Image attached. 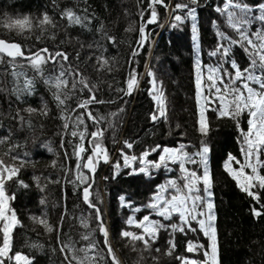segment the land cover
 Here are the masks:
<instances>
[{
	"label": "trees",
	"instance_id": "trees-1",
	"mask_svg": "<svg viewBox=\"0 0 264 264\" xmlns=\"http://www.w3.org/2000/svg\"><path fill=\"white\" fill-rule=\"evenodd\" d=\"M187 2L165 0L168 7L155 6L157 22L146 24L150 19V0H0V39L19 44L25 55L47 48L52 54L63 52L68 56L67 61L57 57V63L44 65L41 75L28 60L18 59L13 67L10 59L0 54L3 57L0 62V160L19 168L18 174L5 183L7 195L15 196L10 200V207L22 225L14 230L13 251L28 256L32 264H69L70 260L71 264H76L72 256L82 257L84 252L79 250L88 249L93 242L96 247L88 255L95 257V264H113L109 245L119 264H182L178 257L204 261L203 250L186 251L189 241L208 248L210 241L201 231L186 229L185 234L162 229L147 247L142 241L121 234L123 231L141 233L142 229L128 225L127 221L130 218L139 221L146 215L164 224H179L178 217L162 220L147 205L152 203L153 193L163 181L176 180L178 185L186 182L179 169L172 172L160 167L157 178L139 172L134 174L133 168L122 165L121 154L140 156L158 145L175 149L184 145L183 151L193 155L201 149L202 142L210 148L208 167L213 180L211 191L219 264H264V215L256 217L253 213V208L264 204V189H253L260 194L258 204L224 169L230 155L243 162L240 130L247 131L248 115L244 113L238 118V127L236 121L218 118L217 112L211 110L218 107V102L206 103L209 131L207 135L198 131L197 59L204 77L203 95L208 96L205 72L209 67L232 72L227 61L235 60L245 69L250 66L249 56L239 44L231 46L228 57L219 53L210 55L220 43L229 46L218 32L231 39L239 38L226 17L215 10L223 7L226 0H199L198 5H190L196 8L197 49L191 19L186 10L175 9L176 4ZM243 3L252 7L251 16L258 17V5L264 0H243ZM68 9L88 19L83 25L70 24L62 15ZM44 15L52 20L54 27L40 24ZM175 15L185 20L173 27L177 23ZM16 20H27L30 28L16 26ZM142 25H146L147 34L143 46L139 44ZM246 27L249 33L264 32V22L258 19ZM109 37L114 38L115 43ZM134 51H138L135 56ZM101 57L108 61L106 65ZM133 70L139 84L131 95H126L121 89L127 88V79ZM61 71L65 72L63 79L69 84L57 90L47 81L54 80ZM153 78L162 86L166 121L151 119L157 110L152 98L155 93L151 92ZM81 79L87 82L91 92L79 83ZM27 81L32 82L30 90L26 87ZM58 91L65 100L63 105L55 99L54 93ZM93 94L104 103H91L87 109L78 107ZM88 111L98 122L87 117ZM79 116H83V125L77 123ZM97 130L103 132L101 142L108 151L109 164L103 161L98 164L90 198L100 209V217L109 233L108 244H105L95 210L82 198L85 185L78 181L73 183L77 174L75 165L84 161H79L75 155L81 141L71 133L85 132L83 143L88 151L83 155L87 156L91 155L92 148L90 134ZM125 142L132 143L133 147L127 148ZM159 152L156 150L155 155ZM117 162L118 171L114 168ZM81 171L90 175L83 168ZM260 172L264 174V169ZM121 197H124L123 202ZM137 208L140 211H134ZM42 220L54 230L49 232L40 223ZM82 221L88 227H84ZM192 227L198 228L195 222ZM85 235L90 239L84 240ZM173 239L176 247L172 255H167L169 241ZM69 244L76 249L75 253L61 250Z\"/></svg>",
	"mask_w": 264,
	"mask_h": 264
},
{
	"label": "snow or ice",
	"instance_id": "snow-or-ice-1",
	"mask_svg": "<svg viewBox=\"0 0 264 264\" xmlns=\"http://www.w3.org/2000/svg\"><path fill=\"white\" fill-rule=\"evenodd\" d=\"M199 0H188L187 3H178L175 5V9L187 12V17L192 21V32L193 40L197 44V49H199V34L196 24V8L190 5H198ZM160 5L163 7H168L165 4V0H150V19L146 21V24H153L157 22V11L155 6ZM259 16H251L253 12L252 7L247 3H243V0H226L223 7H217L215 10L226 17L228 25L238 34V39H231L224 35L222 32H218L217 35L222 38L223 41H227L229 46H225L224 43H220L218 47L213 50L210 55L216 56L219 53L223 57H228L231 51L232 45L239 44L244 48L245 52L248 53L250 66L245 69H241L235 60L227 61L230 63L231 68L234 70L228 72L223 68H208V75L206 77V90L208 96H204L205 86L204 77L202 76V67L200 60L196 61V89L197 95L196 99L199 105V119H198V131L202 135H207L209 131L208 122L205 116V103L217 104L218 107L212 108V111H216L218 118H229L237 122L239 127L238 118L247 113L248 115V129L244 131L241 129V135L243 137V146L241 151L244 154V160L241 162L233 156H229V162L225 164L226 171L232 176V178L237 182L240 189L245 192L248 196L252 197L258 204L260 203L261 197L259 192L253 191V189H264V174H261L260 169H264V32L249 33L246 25L250 24L252 20L258 19L264 22V3L258 5ZM86 11V10H85ZM239 13V14H238ZM63 17L68 20L70 24L83 25L84 21L88 17H82L78 15L74 10L68 9L63 14ZM143 16V13L141 14ZM174 20L177 22L173 24V27L178 26L179 23H183L185 17L181 15H175ZM16 26L24 28L26 25L30 28V23L27 20H16ZM41 25L52 24V20L44 15L40 21ZM145 26L142 25L139 29L140 40L139 44L141 46L147 40V34L145 32ZM129 31L132 29L129 28ZM109 39L115 43L114 38L109 37ZM0 54H4L10 58V63L15 67V61L18 57L24 58L29 61V64L34 68L39 74L43 75V66L51 62L53 64L57 63L56 57H60L62 60L67 61L68 56L63 52H56L52 54L47 48L41 49L30 56H25L19 44L9 43L4 40H0ZM46 54V55H45ZM138 51L133 52V56L137 55ZM103 64H107L108 61L100 58ZM3 61V57L0 56V62ZM63 67V66H61ZM65 75L64 71L59 73V76L54 80L49 79L47 82L54 86L57 90H62L68 87V80L63 79ZM151 76L152 74L149 73ZM242 82V83H238ZM84 88L88 89L89 92L92 89L89 87L86 81L81 79L79 81ZM139 80L135 70L129 74L127 79V88L121 89L126 95H131L134 88L138 87ZM256 85L258 87H253ZM32 82L27 81L26 87L28 90L31 89ZM76 84H72V88L75 89ZM152 93H155L152 98L156 102L157 110L151 115L153 122L163 118L167 120V109L164 93L162 86L158 85L155 78L152 79ZM55 99L63 105L65 100L61 98L60 92L54 93ZM203 101V102H202ZM91 103H104V101L97 100L96 96L93 94L90 99L83 101L78 105L79 108L87 109L88 105ZM29 111H35L34 109H29ZM123 111V109H121ZM46 114V113H45ZM87 116L94 122H98L97 118L93 116L91 111H88ZM100 119H103L102 117ZM78 125L84 124L83 116L77 117ZM65 128L68 124L65 123ZM86 131V129H85ZM73 137H79L81 143L78 145L75 155L79 161H84L83 164L77 163L75 165L76 169V181L81 185H85L82 189V198L88 207L93 208L97 215V220L99 221V227L101 232L105 237V244H108V230L104 227L103 220L100 217V209L92 202L90 198V181L97 170L98 164L103 161L104 163L109 162V154L105 147L102 145L103 132L100 130L94 131L90 134V143L92 144L91 155H83L88 151L86 149L83 141L85 140V132L71 133ZM127 148H132L133 144L125 142ZM184 145H181L179 149L175 148H161L159 145L153 151L159 150L162 154L159 156L158 162H152V166L159 169L162 165L167 167L170 161L173 164H179V170L182 173V180L186 181L182 185H178L176 180H170L167 185L161 186L159 189V194L153 197V202L147 205L148 208L154 210L156 215L162 217L164 220H171L173 215L176 214L180 218V223L176 224H164L160 221H155L150 219L149 216H144L141 220L137 221L134 218H130L127 221L128 225H134L137 228L142 229L141 233H133L130 231H123L121 234L125 238H131L134 241H142L144 245L149 246L151 241H154L160 230H171L173 233L180 232L186 234L187 231H201L204 236L208 238L210 244L207 249L203 245L198 243H193L191 241L187 242L186 251L197 252L203 250V255L205 257L204 261L197 260H187L183 257H178L182 260V264H219L218 259V241H217V230L214 224L216 219L213 212L214 204L212 202L213 193L211 191L213 186V180L208 167V153L210 148L207 144L202 142V147L199 151L193 155L183 151ZM123 155V160L125 166H129V162L136 161V156L129 157L128 155ZM149 152L143 154L142 162L148 164L147 156ZM194 157L199 158V163L203 165V172L198 174L195 170H190L185 166L186 163H197ZM235 161L239 165V168H234L232 162ZM55 166V162H53ZM87 169L88 173L91 175H85L81 169ZM114 168L118 171L120 164L117 162ZM250 170V172L246 171ZM146 167L139 169L140 172H146ZM19 172V168L12 165L4 164L3 160H0V264H32V260L20 253L13 251V240H14V230L20 225V221L17 218L16 212L10 207V200L15 199V196H8L5 189V183L11 180ZM23 184V182H20ZM199 185H203L201 188ZM27 187V185H23ZM169 188L175 190V194L169 197L165 196V193L169 191ZM203 193V194H201ZM121 202L124 201V197H121ZM134 211H140V209H135ZM253 213L256 217L264 215V204H260L259 208H253ZM195 222L198 228H193L192 223ZM44 224L49 232L54 229L49 226L46 221H40ZM84 227H88L85 221H82ZM147 237V238H146ZM84 240H89L88 235L83 236ZM170 249L167 255H172V250L175 249L176 244L173 240L169 241ZM96 247L93 242L88 249H80L79 251L84 252L82 257L72 256V260L76 261V264H95V257L89 256L88 253L94 250ZM65 249L75 253L74 249L70 244L65 245L61 250ZM159 251V249H157ZM108 253L111 255L113 264H119L116 260L115 255L111 246H108ZM71 264V260L69 261Z\"/></svg>",
	"mask_w": 264,
	"mask_h": 264
},
{
	"label": "rangeland",
	"instance_id": "rangeland-1",
	"mask_svg": "<svg viewBox=\"0 0 264 264\" xmlns=\"http://www.w3.org/2000/svg\"><path fill=\"white\" fill-rule=\"evenodd\" d=\"M198 51V50H197ZM57 59V58H56ZM210 68V67H209ZM205 75H206V77H207V75H208V69L206 70V72H205ZM238 83H242V82H238ZM253 87H258V86H256V85H252ZM203 102V101H202ZM206 104V103H205ZM199 106V105H198ZM47 145H49V144H47ZM49 148V147H48ZM155 152L156 151H153V150H151V151H149V155L147 156V161L149 162L148 164H145V163H143L142 162V158H143V154H141L140 156H136L137 157V160L136 161H131L130 160V162H129V168L131 169V168H133V172L132 173H134V174H136V173H143V174H147V175H149V176H152L153 178H157V174H156V172H157V168H155V167H153L152 166V162H158L159 161V156L162 154V152L160 151L158 154H157V156L155 155ZM124 155H126L125 153H123ZM131 156H133V155H129V157H131ZM151 157H154V158H151ZM121 158H122V165L123 166H125V164H124V160H123V155L121 154ZM262 159H264V157H261ZM194 159H196L197 160V163H195V164H192V163H186L185 164V166L187 167V168H192V169H190V170H196V171H200V173H198V174H201L202 172H203V165L202 164H200L199 163V158L198 157H194ZM243 160H244V156H243ZM112 161V160H111ZM110 161V162H111ZM208 161H209V158H208ZM228 163V162H227ZM234 163H235V161H234ZM109 164V163H108ZM107 164V165H108ZM234 165H236V164H233L232 163V166L234 167ZM142 167H146V172H140L139 171V169L140 168H142ZM163 169H165V166H161ZM167 169H169V171H172L173 172V170H177V169H179V164L177 165V163H176V165L175 164H173V163H171L170 161L168 162V164H167V167H166ZM234 168H239V165H238V167H234ZM224 169H225V165H224ZM226 170V169H225ZM246 171H248V172H250V170H248V169H246ZM228 172V171H227ZM229 173V172H228ZM174 175V174H173ZM172 175V176H173ZM175 177V176H174ZM163 179H164V175L162 176V181H163ZM100 180H102V177H100ZM169 182V181H168ZM168 182L167 181H163V183L162 184H160L157 188H156V190H155V192L153 193V197L154 196H156V195H158L159 194V189L161 188V186H164V185H167L168 184ZM201 188L203 187V185H199ZM171 190L173 191V192H171ZM172 194H175V190L174 189H171V188H169V191L167 192V193H165V196L166 197H169L170 195H172ZM201 194H203V193H201ZM153 197H152V202H153ZM10 203V202H9ZM154 215L155 216H158V215H156V213H154ZM174 216H176V217H178L179 218V216L178 215H176V214H174L173 215V217ZM158 217H160V216H158ZM172 217V219H174ZM151 219V218H150ZM152 220H155V219H152ZM162 220H163V218H162ZM156 221V220H155ZM179 222H180V218H179ZM197 225V224H196ZM198 226V225H197ZM203 233V232H202ZM8 264H12V262H8Z\"/></svg>",
	"mask_w": 264,
	"mask_h": 264
},
{
	"label": "water",
	"instance_id": "water-1",
	"mask_svg": "<svg viewBox=\"0 0 264 264\" xmlns=\"http://www.w3.org/2000/svg\"><path fill=\"white\" fill-rule=\"evenodd\" d=\"M0 40H3V39H0ZM5 41V40H4ZM9 43H13V42H9ZM15 44H17V43H15ZM22 48V47H21ZM1 55H3V56H5V57H7L6 55H4V54H1ZM26 57L27 56H30V55H25ZM7 58H9V57H7ZM57 58V57H56ZM55 58V59H56ZM10 59V58H9ZM23 60V61H25L26 59H24V58H21V57H18L17 58V60ZM87 115V114H86ZM88 117V116H87ZM89 118V117H88ZM104 163V162H103ZM97 168H98V166H97ZM86 171H87V169H85ZM97 171V170H96ZM88 172V171H87ZM95 174H96V172H95ZM94 174V175H95ZM91 175V174H90ZM94 183V181H93V177H92V179H91V184H90V190H91V187H92V184ZM86 204V203H85ZM87 205V204H86ZM104 227H106V226H104ZM102 233V232H101ZM103 234V233H102ZM105 238V237H104ZM108 238H109V235H108ZM108 238H107V240H108ZM109 257H110V261L113 263V261H112V258H111V255H109Z\"/></svg>",
	"mask_w": 264,
	"mask_h": 264
}]
</instances>
